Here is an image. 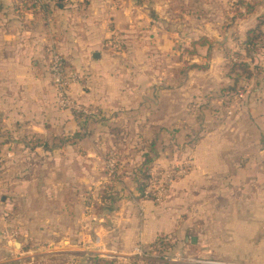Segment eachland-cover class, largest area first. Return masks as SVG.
<instances>
[{"label": "crops", "instance_id": "1", "mask_svg": "<svg viewBox=\"0 0 264 264\" xmlns=\"http://www.w3.org/2000/svg\"><path fill=\"white\" fill-rule=\"evenodd\" d=\"M165 2L46 0L42 8L47 13L41 14L42 11L21 0H0V109L4 110L5 122L29 120L28 123L36 121L44 126L70 124L71 130L85 127L84 121L65 120L62 123L60 112L54 107L53 89L44 64L50 49L58 51L69 66L88 76L91 85L87 91L88 101L102 113L116 108V112H133L142 120L157 124L176 122V115L191 118L188 100L180 107V112L175 111L173 99L167 97L171 91L166 87L158 88L155 83L137 82L139 85L130 89L155 96L159 94L163 101L149 95L147 99L124 98V92L129 90L119 83L120 72L113 67L121 53L106 46L109 37H121L123 41L141 30L149 40L145 43L154 44L152 49L167 55L175 41V29L167 24ZM202 8L220 12L217 6ZM242 8L244 12L227 21L229 26L238 28L236 37L240 36V40L249 29L256 28L260 19L264 21V6L250 11L246 6ZM225 19L213 16L212 22L201 21L198 27L201 31L190 33L193 39L189 42L204 37L214 44H221L220 28ZM204 28L210 29V36L203 33ZM224 36L227 37V33ZM137 45L131 48L133 52L146 50L141 44ZM211 46H206L205 50L214 51ZM211 57L219 60L218 55ZM258 60L264 68V51L260 52ZM132 67V72L142 73ZM210 71L214 76H224L218 69L210 68ZM218 82L212 84L213 93L217 91ZM210 88L205 86L197 90V94L207 97ZM166 92L169 95L166 96ZM142 109H146V115L141 114ZM46 113L53 116L51 121L48 117L45 119ZM39 114L43 116L39 117ZM205 130L194 146L186 148L185 154L191 162L189 172L172 184L169 196L162 203L142 201L133 195L122 196L120 192L119 196L98 201L105 205L104 210L101 207L99 211H92L97 203L91 202L87 206L83 202L79 213L77 204L80 205L82 200L76 197L72 187L78 184V179L88 182L92 178L99 156L92 150L87 153L92 158L80 161L73 146L54 150L47 161L52 167L45 168L56 191L52 192V199L43 197L40 202L43 207L51 203L53 208L37 209L36 212V218L43 225L51 219L54 244L53 247H41L38 253L42 249L55 253L56 264H94V258H105L98 255L100 252H105L107 258L123 260L131 257L136 246L153 252L160 238L167 237L174 244L173 249L179 248L200 258L264 264V70L259 83L251 85L238 105L235 103L232 114L224 122ZM71 136L74 137L69 139L75 141L79 134L73 132ZM74 143L76 141L70 144ZM155 143L156 140L149 139L148 146L141 148L139 160L134 161L132 181L136 192L140 180L136 169L145 154L155 161L158 156ZM239 189H244V195H237ZM39 235L41 238L42 233ZM95 236L99 239L98 250L93 247ZM22 237L27 238V233ZM16 246L21 247L22 252L29 250L22 247L21 242H15ZM0 247L10 246L0 242ZM6 250L10 252V249ZM171 251V247H166L165 255L172 256ZM42 253L47 254V251ZM19 258L24 262L29 260V257ZM156 258L150 257L149 261L138 264H177L174 260Z\"/></svg>", "mask_w": 264, "mask_h": 264}, {"label": "rangeland", "instance_id": "2", "mask_svg": "<svg viewBox=\"0 0 264 264\" xmlns=\"http://www.w3.org/2000/svg\"><path fill=\"white\" fill-rule=\"evenodd\" d=\"M165 3L169 19L167 24L175 29V41L167 55L164 56V54L156 52L154 48L152 49L154 44L145 43L149 40L143 36L141 30L137 32L139 34L133 33L129 38L125 37L123 41L121 37H109L106 44L108 49L112 48V51L121 53L113 67H116L115 69L120 72L119 83L129 90L124 92V98L147 99L146 97L149 95L151 98L163 101L164 98H161L159 94L155 96L148 92L133 90L135 86L139 85L138 83H155L158 88L166 87L171 91L170 96H167L168 92H166V96L173 99L175 111L180 112V107H183L185 101L188 100L191 104L189 108V117L191 116V118H181L176 115V119H178L176 122L157 124L146 122L133 112L127 113L122 110L116 112V108L110 109L109 113H102L100 108L88 101L89 92L87 91L91 89L88 76L69 66L67 61H65L67 73H71L74 78L70 80V88L67 90V97L71 103L68 107H63L58 103V90L46 66L45 59V68L53 89L52 100L55 109L60 112L62 123H65V120H78L84 121L86 124L82 129L74 128L72 130L68 128L70 124L60 123L44 126L41 122L36 121L28 123V120V122L21 121L10 124L5 122V118L2 117L4 110L0 109V242L10 246L0 247V264H56L57 255L55 253L44 249L40 251H47V254L38 253V249L41 247H53L52 221L51 219L48 222L45 221L47 224L43 225L42 221L36 218L37 209L47 210L49 208L52 210L53 208L51 203L43 207L40 202L43 197L52 199V192L56 191L51 176L46 173L45 168L52 167L51 162L47 161L51 159L54 150L73 146L80 161L88 159L87 157L92 158V156H87V153L92 150L99 156H97L99 161L96 162L97 166L92 178L88 182L81 180L82 178L80 181L78 179V184L72 187L76 197L82 200L81 207L79 203L77 204V212H82L83 202L87 206L91 202L97 203L92 211H99L101 207L104 210L105 205L98 201L102 202L104 198L107 200L109 196H119L120 192L122 196L133 195V198L140 199L141 196L136 192L132 181V169L136 164L134 161L139 160L141 148L148 146L149 139L156 140L155 149L158 156L148 167V170L155 166L165 167L182 163L188 158L185 154L187 146H194L198 137L207 131L205 130L207 127L224 122L232 114L235 103L238 105L245 91L250 89L251 85L259 83L264 70L258 60L260 53H256L252 61L247 58L241 46L240 36L236 37L238 28L229 26L227 21L234 20L239 13L244 12L240 3H247V6L258 8L264 6V0H166ZM202 6H208L210 9L217 6L220 12H208ZM39 10L42 11L41 14L47 13L44 8ZM213 16L226 18L223 21L225 24L220 28L222 36L219 41L221 44H214L212 40L206 38L214 51L205 50L206 46H197L195 52H190L192 46L189 41L193 39L190 37V33L196 34L197 31H201L198 28L200 22H212ZM202 31L207 36L211 35L208 28H204ZM224 33H227L228 38L224 36ZM226 38L230 42H226L228 41ZM137 44L146 47V50L136 49L133 52L132 47L139 46ZM212 54L218 55L219 60H216L215 57L212 60ZM235 60L249 63L254 67L255 74L246 80L241 78L237 84L239 87L230 92L227 88L232 84V79L227 67L230 61ZM132 66H135L143 74L139 72L140 75H138L139 73L136 74V71L132 72ZM210 68L218 69L225 77L214 76ZM218 79H220L219 82ZM217 82L219 86L213 93L212 84ZM205 86L211 87L209 95L205 97L203 94L201 97V94H197V90H202ZM119 89L120 87H118ZM69 100L67 99L68 102ZM163 112L161 110V113ZM146 113V109L141 110L142 115H146ZM38 116L42 117L43 114ZM47 117L51 121L53 116L46 113L45 119ZM64 127L67 128V131ZM73 132H78L79 137L75 138L77 139L76 143L70 144L75 142L73 139H69L74 137L71 136ZM134 154L136 155L134 156ZM77 168L80 169L79 166ZM240 194L244 195V189L238 190L237 195ZM6 204L11 205L6 209ZM29 213L31 218L28 216ZM44 229L46 230L45 235H43ZM24 233L28 235L25 239L22 237ZM41 233L42 237L40 238L39 234ZM94 235L96 233H93ZM15 242H21L22 247H28L29 250L22 252L21 247H14ZM98 242L99 239L95 236L93 241L95 250H98L96 247H100ZM169 244L174 246L171 241ZM169 244L164 246L170 247ZM6 248L10 249V252ZM171 248L172 257L175 258L174 261L177 264L187 261L190 264H204L196 260L250 264L214 257L200 258L187 254L179 248L177 250ZM104 254L106 253H98L99 256L105 257L99 259H108L115 264H138L132 256L123 260L107 258ZM19 257H29V260L24 262Z\"/></svg>", "mask_w": 264, "mask_h": 264}, {"label": "built area", "instance_id": "3", "mask_svg": "<svg viewBox=\"0 0 264 264\" xmlns=\"http://www.w3.org/2000/svg\"><path fill=\"white\" fill-rule=\"evenodd\" d=\"M28 5H32L36 9L42 8L45 3L43 0H22ZM111 45V43H109ZM107 46V44H106ZM116 46V45H113ZM109 47V46H108ZM65 59L56 50L50 49L46 66L51 74L56 89L58 90V103L63 107H68L71 103L68 96V89L70 88V80L74 78L71 73H67ZM69 100V102L67 101ZM191 162L187 159L180 164L165 166V167H152L148 170V178L146 185L141 196L142 201L150 200L154 203H162L169 195L172 184L186 175L190 170ZM162 240V239H161ZM155 251L147 252L141 246H136L131 256L136 262L144 261L150 257H157L167 261L175 260L174 257L165 255L166 247L162 241L155 244ZM204 264H236L226 261L218 260H196Z\"/></svg>", "mask_w": 264, "mask_h": 264}, {"label": "trees", "instance_id": "4", "mask_svg": "<svg viewBox=\"0 0 264 264\" xmlns=\"http://www.w3.org/2000/svg\"><path fill=\"white\" fill-rule=\"evenodd\" d=\"M240 6H246L247 11H250L253 9L252 6H247L245 3H240ZM264 21L263 19H260L258 21V25L256 28H251L246 32L245 38L241 41L242 49L245 53V56L249 58L251 61L253 60V56L256 53H260L264 51V29L263 26ZM191 50L190 52H195L197 46H209V42L206 38L200 37L196 40H193L191 42ZM256 66V65H255ZM228 70L230 77L232 79V84L227 88L228 91L232 92L235 91L238 87L237 84L241 80L249 79L252 74H255L254 67L251 66L249 63H246L245 61H230L228 64ZM260 71V69H259ZM237 87V88H236ZM152 157L148 154H145L143 161L140 163V165L136 169V174L140 177V180L138 182V192L140 196H142L146 181L148 178V167L152 164ZM162 240V243L164 245L169 244V239L167 237L160 238ZM159 241V242H160ZM170 247L171 244H169ZM154 247V245H153ZM94 264H111L110 261L101 260L98 258L93 259Z\"/></svg>", "mask_w": 264, "mask_h": 264}]
</instances>
